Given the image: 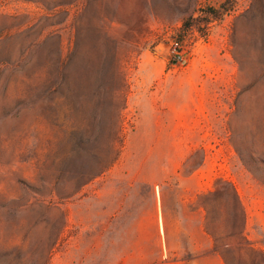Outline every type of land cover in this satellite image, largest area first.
Segmentation results:
<instances>
[{"label":"rangeland","instance_id":"obj_1","mask_svg":"<svg viewBox=\"0 0 264 264\" xmlns=\"http://www.w3.org/2000/svg\"><path fill=\"white\" fill-rule=\"evenodd\" d=\"M250 244L264 0H0V264H264Z\"/></svg>","mask_w":264,"mask_h":264},{"label":"trees","instance_id":"obj_2","mask_svg":"<svg viewBox=\"0 0 264 264\" xmlns=\"http://www.w3.org/2000/svg\"><path fill=\"white\" fill-rule=\"evenodd\" d=\"M100 92H95L94 98L97 99ZM130 93V82L127 78L124 77V81L122 85L119 87H114L112 90H110V102H109V113L107 115L106 120L101 114L102 111V101L98 99L96 106H95V112L96 118L98 119L99 123L100 121H104V127H101L102 134L105 136L107 141V148L109 153L113 152L115 155L112 157L110 162L106 164L101 170L100 173L104 172L106 169L109 168L110 165H112L116 159L118 158V155L120 151L122 150V147L124 145L125 141V135H126V129H125V120L123 115V110L126 107V102L128 95ZM122 99V103L120 105H116V100ZM101 105V106H100ZM100 107V109H99ZM250 249L252 250H258L259 252L264 254L263 248H255L253 245H249ZM225 264H229L227 260H225Z\"/></svg>","mask_w":264,"mask_h":264},{"label":"built area","instance_id":"obj_3","mask_svg":"<svg viewBox=\"0 0 264 264\" xmlns=\"http://www.w3.org/2000/svg\"><path fill=\"white\" fill-rule=\"evenodd\" d=\"M174 50L177 54L178 60L183 61L184 60V55L183 52L181 51V44L179 41L174 42Z\"/></svg>","mask_w":264,"mask_h":264}]
</instances>
